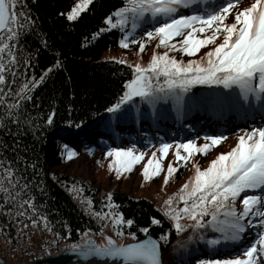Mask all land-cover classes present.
<instances>
[{
  "label": "trees",
  "instance_id": "obj_1",
  "mask_svg": "<svg viewBox=\"0 0 264 264\" xmlns=\"http://www.w3.org/2000/svg\"><path fill=\"white\" fill-rule=\"evenodd\" d=\"M75 2L76 0H22L32 22L19 30L17 39L11 41L15 44V56L20 67L13 65L15 76L11 71L6 73L8 87L0 85V95H4L9 87L14 93L26 79L34 81L41 75L45 77L40 85L32 89L31 98L20 100L19 109L13 110L14 115L19 112V124L6 116L7 105L0 102V122L6 125L0 127V145H7V148L0 147V160L6 157L7 161H11L19 169L17 174L24 178L21 184L31 182L24 198H29V194L34 198L38 212L48 217L51 231L54 235L59 233L56 236L66 242V247L76 244L83 232H98L102 227L98 217L86 211L82 201H79L80 196L75 189L81 188L84 190L83 195L92 199V211L97 212L103 211L109 200L107 194L111 193V201L117 206V212L125 220H133L132 225L122 224V230L125 234L135 233V240L145 237L146 233L141 229L148 227L149 232L161 243L163 264H197L202 259H223L242 254L243 249L258 237L260 229L254 223L246 226L239 240H221L215 245L207 242L219 236L211 227L195 231L187 227L182 232L181 249L175 250L177 253L169 252V248L174 251L168 242L174 227L172 220L164 215L162 201L176 192L193 174V162L198 163L201 168L207 167L218 152L230 150L236 143L237 134H242L246 128L251 129L255 121H251L249 114L245 113L246 122H235V113L241 109L226 99L216 102V98L222 97L228 90L204 85H194L185 93V106L180 116L171 97L161 98L154 104L134 97L117 112L109 113L107 108L122 94L124 82L132 78V65L137 62L146 65L154 50L162 52L164 49L156 46L155 39L148 41L142 52L138 51L139 43H129L127 48L120 45L119 41L124 38L125 31L131 33L129 40H147L143 32L150 25L154 26L148 14L146 20H142L135 30L131 29L130 21L123 31L120 27L108 26L105 17L121 7L124 0H91L80 16L69 21L66 13ZM17 8L19 10L20 5ZM180 11L181 14H190L183 8ZM220 39L218 37L216 42L219 43ZM110 49L120 50L126 57V63H120L118 59L103 58L102 53ZM205 50L206 48H202L196 55H201ZM174 54L180 59L179 53ZM183 58L187 60L190 57L185 55ZM49 68L51 71L45 72ZM28 86L31 88L30 83ZM5 99L14 102L20 98L8 95ZM212 107L218 110L217 118L209 113ZM50 113L54 115L52 122L48 123L47 116ZM226 115L228 118L224 120ZM256 115L261 121L262 116L257 112ZM208 119H212L211 125L200 128V124ZM219 129L223 130L226 139L205 155L195 154L187 162V166L177 168L167 184L163 183V175L168 162L174 161V145L161 161V174L147 181L143 180V165L153 151L159 157L158 148L161 143L171 144L173 141L198 138L201 139L197 144L204 143L205 135ZM226 129L229 130L228 133L225 132ZM132 145L145 155L139 163L133 165L125 179L134 177L137 184L140 183L139 186H146V190L138 194L123 182H119V187L113 186L110 180L104 186L97 182L92 173L105 165L92 156L99 151L105 154L109 148H127ZM65 146L73 150L75 155L69 158ZM102 158L105 159L104 156ZM79 164L82 166L81 171H78ZM109 176L112 177L113 173ZM123 184L124 189H120ZM161 189L162 195L157 197L161 194ZM247 191L250 195L260 193L259 189ZM2 196L3 193L0 192V197ZM152 217L160 219L161 223L152 225ZM18 219L27 223V230L30 229L27 219L16 217L15 210L9 216L0 202V232L8 243V250L12 248L10 246H17L25 241V235L21 236L17 231L20 228ZM251 219L254 221L256 218ZM181 223L190 225L191 221L185 217ZM162 233H168L167 242L159 239ZM188 236L193 238L189 240ZM23 247L19 253L12 255L9 253L11 251L7 253V250L0 248V255L5 260L11 259L19 263L33 262L46 255L36 254L31 249L28 250L26 245ZM63 248L65 247L59 249Z\"/></svg>",
  "mask_w": 264,
  "mask_h": 264
},
{
  "label": "snow or ice",
  "instance_id": "obj_2",
  "mask_svg": "<svg viewBox=\"0 0 264 264\" xmlns=\"http://www.w3.org/2000/svg\"><path fill=\"white\" fill-rule=\"evenodd\" d=\"M90 3L91 0H76L66 13L67 20H75ZM17 5H20L19 10ZM181 8L190 14H181ZM146 14L154 22V26L150 25L143 32V36L148 39L129 40L131 33L125 31L119 43L124 48L129 43H139L138 51L142 52L145 44L155 39L156 46L162 47L164 51L154 50L146 65L139 62L132 65V78L124 82L122 94L107 108L109 113L117 112L134 97H140L149 104L171 97L180 116L185 106V93L194 85L219 86L228 90L222 97H217L216 102L226 99L246 114L256 110L264 112V0H252L244 7L239 6V0H220L219 3L214 0H124L121 7L105 17V23L111 28L120 27L123 31L130 21L131 29L135 30L142 20H146ZM31 22L30 13L25 10L22 0H0V85L4 87H8L6 73L11 71L15 76L13 65L20 67L15 56V44L11 41H15L19 30ZM218 37H221L219 43L216 42ZM202 48L206 50L197 56ZM174 53H179L180 59ZM185 55L190 58L185 60ZM119 62L126 63L125 60ZM50 71L51 68L45 70ZM44 78L41 75L34 81L26 79L14 93L9 87L4 95H0V102L7 105L6 116L13 118L12 122L20 123L19 112L14 115L13 110L19 109L20 100L31 98L32 89L40 85ZM8 95L20 99L9 102L5 99ZM53 115L50 113L47 116L48 123L52 122ZM0 127L6 125L0 122ZM203 139L205 142L199 144L196 139L161 143L158 148L159 157L153 151L143 165V180L161 174V161L173 145L174 161L170 160L167 164L163 175L164 184L169 182L178 167L187 166V162L197 153L207 154L226 136L223 133L211 134L205 135ZM0 147L7 148V145ZM65 150L69 158L75 155L67 146ZM106 155L112 158L108 164L109 169L119 178L122 173L130 172L133 165L144 158L145 153L132 145L127 148H109ZM6 161V157L0 160V192L3 193L0 202L4 210L9 216L15 210V216L27 219L33 228L43 224L44 228L51 231L48 217L38 212L34 198L30 194L29 198H24L31 182L21 184L24 178L17 174L19 169L11 161H7L5 166ZM192 168L193 174L164 200V215L172 220L178 233L187 227L194 231L211 227L219 236L207 242L215 245L221 240H239L249 224L254 223L260 229L257 239L251 241L242 254L223 259H202L197 264H264V126L244 129L242 134L237 135L236 143L230 150L218 152L207 167L201 168L193 162ZM257 189L260 190L259 194H248L247 190ZM111 195L107 194L109 201ZM87 203L91 205L92 201L88 200ZM108 207L112 208V204ZM94 215L110 219L111 224L117 226L114 228L115 233L120 236L124 233L119 225L133 224L132 219L125 220L121 213L96 212ZM185 217L191 221L190 225L181 223ZM251 218L256 219L253 221ZM160 223V219L151 218L152 225ZM17 224L20 225L17 231L24 236L22 230L29 225L19 219ZM141 231L148 233L149 228L144 227ZM127 235L135 241V233L129 232ZM167 237L168 233H162L159 239L167 242ZM192 238L188 236L189 240ZM104 241L97 244L87 238L71 247L79 249L85 257L112 258L114 264H163L157 240L149 238L118 245L111 236H106Z\"/></svg>",
  "mask_w": 264,
  "mask_h": 264
},
{
  "label": "rangeland",
  "instance_id": "obj_3",
  "mask_svg": "<svg viewBox=\"0 0 264 264\" xmlns=\"http://www.w3.org/2000/svg\"><path fill=\"white\" fill-rule=\"evenodd\" d=\"M245 0H240L239 1V6L240 7H243L241 4L244 2ZM76 3V2H75ZM251 2H248L246 4H249ZM247 6V5H245ZM102 57L103 58H113V59H118V60H125L126 61V57L122 54V52L120 50H105L103 53H102ZM215 109V108H214ZM214 114H218V110L215 109V111L213 112ZM214 114H211L212 116H215ZM205 125L202 124L201 126H199L200 128H203ZM262 125H259V126H256V127H260ZM212 130H215L214 128H211ZM201 133V132H199ZM199 133H197V135H199ZM198 138V137H197ZM201 138H198L196 140V142L198 143L200 141ZM105 157V159H103L102 157ZM93 159H100V162L101 164L103 163V165H105L104 167L101 166L100 168H97L96 170H94V172L92 173V175L95 177L96 181L97 182H101V184L104 186V184H106L107 182H109L108 180H110V182L113 184V186H117L119 187V182L120 183H126V187L132 189L134 192L136 193H141L142 190H146V186L145 185H142V186H139L138 183L137 184V181L134 179V177L130 178V179H125V176L126 174H128L129 172H124L122 173L119 178L117 177V175L115 174V172H113L112 170L109 169L108 167V164L110 162V160L112 159L110 156L106 155V153L104 154V152L102 153V151H99V153L97 154H94V156H92ZM81 164H79V169L78 171L82 170V166H80ZM84 167V166H83ZM111 173H113V176H109L111 175ZM133 175V174H132ZM134 176V175H133ZM121 177H123L121 179ZM121 179V180H120ZM120 180V181H119ZM109 182V183H110ZM108 183V184H109ZM125 184L121 185L120 186V189H124V186ZM145 186V187H144ZM80 191L76 193L78 194V196H80V199L79 201L81 200L82 203H83V206L85 208V210L88 212H91V213H96L97 211H92V205H93V202L91 203V205H89L87 203L88 200H91L92 199L89 197V196H84L83 195V189L81 188H78ZM162 192L163 190L161 189V194L160 195H157L158 196H161L162 195ZM155 199V198H154ZM166 198L163 199L162 201V204H163V208L165 207L164 205V200ZM158 200V199H157ZM112 204V208H109L108 205L109 204ZM161 204V205H162ZM105 207L103 208V211H101V213H105V212H117V206L112 202V201H109L105 203ZM96 216V215H95ZM98 217L99 219V222L101 224V229L98 231V232H94V231H91V230H87L85 232H83L81 235H80V238L78 239V241L76 242V244H80L84 239H87V238H90L92 240H94L97 244H100V243H103L105 242L104 241V238L106 236H111L113 238V240H115L116 244H126V243H129L131 241H133L132 237L125 234L122 230V224L119 225L118 227L120 228V230L124 233L123 236H120V235H117L114 231V228L117 227V226H114L111 224V220L110 219H102L101 217L99 216H96ZM149 232V231H148ZM25 233V241L24 243H21V244H18L17 246H10L12 248H10V250L7 249L8 246V243L6 241H4L3 239V235L1 236V232H0V248H2L3 250H7V253L8 251H11L9 253H19L21 249H23L24 247L23 246H27V249L30 250V251H33L35 252L36 254L38 253L39 255H43V254H46L48 255L49 253H54L56 251H58V249L60 247H66V242L65 241H61L59 240V238H57L56 235L53 234L52 231H49L47 230L46 228L43 227V224H41L39 227H36V228H33L30 224V229L29 230H25L24 231ZM147 234V233H146ZM22 236V235H21ZM27 237V238H26ZM210 237H215V236H210ZM170 241H168L169 243H171V246L173 247L174 251L169 248V252L171 253H177V251L175 250H178V249H181L182 245H183V242H182V239H183V233L182 232H177L176 229L174 228L173 231H171L170 233ZM63 248V249H65ZM63 249H59V250H63ZM56 250V251H55ZM45 255V256H46ZM44 256V257H45ZM163 259V258H162ZM203 260H207V259H203ZM7 262L9 263H12V264H26V263H30V262H26V263H19L18 261H13L11 259H7L6 260Z\"/></svg>",
  "mask_w": 264,
  "mask_h": 264
},
{
  "label": "water",
  "instance_id": "obj_4",
  "mask_svg": "<svg viewBox=\"0 0 264 264\" xmlns=\"http://www.w3.org/2000/svg\"><path fill=\"white\" fill-rule=\"evenodd\" d=\"M154 239L157 240L160 246L161 256H162V247L160 241L153 236L150 232H148L145 237L131 241L132 242H138L140 240L144 239ZM127 244V243H126ZM114 264V261L112 258H106V257H99V256H83L81 255L79 249H72L67 248L62 251H58L56 253H50L45 258L26 263V264ZM163 261V259H162ZM0 264H12L7 262L1 255H0ZM116 264H120V262H116Z\"/></svg>",
  "mask_w": 264,
  "mask_h": 264
}]
</instances>
